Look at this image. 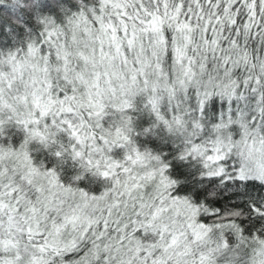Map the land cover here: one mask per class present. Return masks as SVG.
Segmentation results:
<instances>
[{"label": "trees", "instance_id": "16d2710c", "mask_svg": "<svg viewBox=\"0 0 264 264\" xmlns=\"http://www.w3.org/2000/svg\"><path fill=\"white\" fill-rule=\"evenodd\" d=\"M255 146L264 0H0V264H264Z\"/></svg>", "mask_w": 264, "mask_h": 264}, {"label": "rangeland", "instance_id": "374dc122", "mask_svg": "<svg viewBox=\"0 0 264 264\" xmlns=\"http://www.w3.org/2000/svg\"><path fill=\"white\" fill-rule=\"evenodd\" d=\"M145 89L147 90H150V91H154V89L152 87H150L148 84L146 85ZM180 123V126L181 128L184 130L185 129V125L187 126L188 128V118L185 116L184 117V122H179ZM189 129V128H188ZM191 130V129H190ZM189 130V131H190ZM221 141H219L220 143ZM225 142V145L226 144H230L231 142L230 141H223ZM228 142V143H227ZM136 164V167H141L142 165L139 164V160L136 158L134 160V162ZM151 165H155L152 163V161L149 162ZM245 167H247L252 173L254 174H259L261 177L264 176V155H263V151L261 150V148L259 146H255L254 149H253V152L250 154V156L248 158H246V161H245ZM148 167V166H147ZM149 169H153L154 167L153 166H149L148 167ZM19 198V197H18ZM20 199V198H19ZM15 202H20L19 200H16ZM14 210H16V214L19 213V210L17 208H15ZM9 232L12 236V239H14V249H16L18 252L22 253V245H20L19 241H18V238H15L17 233L15 232V230H11L9 229ZM56 236L61 240V241H66L68 239L66 238H63L61 236V234H56ZM59 241V240H58ZM16 251V252H17Z\"/></svg>", "mask_w": 264, "mask_h": 264}]
</instances>
